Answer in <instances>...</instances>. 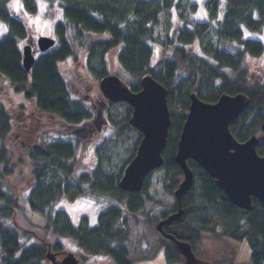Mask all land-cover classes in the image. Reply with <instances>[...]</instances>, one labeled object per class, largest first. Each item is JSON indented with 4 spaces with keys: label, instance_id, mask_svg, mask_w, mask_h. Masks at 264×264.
I'll return each mask as SVG.
<instances>
[{
    "label": "trees",
    "instance_id": "16d2710c",
    "mask_svg": "<svg viewBox=\"0 0 264 264\" xmlns=\"http://www.w3.org/2000/svg\"><path fill=\"white\" fill-rule=\"evenodd\" d=\"M9 2L0 0V24L6 29L0 34V76L17 94H23L39 121L44 117L57 118V124L77 126L93 118L91 105L72 95L60 71V63L73 55L78 45L86 48V66L97 67L95 74L99 80L108 74L104 67L106 55L113 49L118 50L117 59L133 91L140 89L141 77L151 74L168 90L172 123L163 152L164 164L148 175L141 193L119 187L125 166L119 172L106 171L99 163L91 173L76 175V145L71 141L23 146L31 160L32 183L26 201L30 210L44 220L42 233L34 231L39 241L27 245L14 222L20 196L9 182L14 162L7 140L14 123L7 107L0 102V264H52L47 259L49 245L53 251L60 252V238L64 236L73 238L92 254L118 256L127 252L129 219L151 226L157 221L153 213L144 217L141 214L146 202L152 200L151 177L164 171L165 193L173 197L182 180L183 172L175 156L186 114L176 113L175 108L181 105L187 109L192 93L212 103L223 94H246L250 104L230 126L231 132L239 141L261 133L264 72L259 78L252 77L248 62L250 58L264 55V37H257L264 35V0H203L206 20L191 17L174 28L171 26L174 13H180L184 3L187 11L195 12L197 4L184 0H60L62 16L54 25L58 43L36 53L31 71L23 66L20 42L29 35L27 17L38 12V3L37 0H20L24 15H16ZM161 18L170 25L167 36L170 46L167 47L171 54L153 64L157 42L155 28ZM92 33L107 34L109 38L91 39ZM193 46L198 50L193 51ZM98 66L101 67L98 69ZM123 105L127 114L123 121L126 122L132 108ZM18 121H21L19 126L28 122L26 117ZM257 151L264 155V143L258 145ZM189 165L194 172L193 186L172 208L182 207L184 215L168 224L167 232L189 241L192 246L204 233L218 239L247 240L252 251L249 264H264L262 203L254 198L251 210L238 208L203 168L192 160ZM88 195L112 202L100 213L95 226H90L85 217L75 224L65 210L57 207L64 198ZM173 247L169 257L179 259Z\"/></svg>",
    "mask_w": 264,
    "mask_h": 264
},
{
    "label": "rangeland",
    "instance_id": "374dc122",
    "mask_svg": "<svg viewBox=\"0 0 264 264\" xmlns=\"http://www.w3.org/2000/svg\"><path fill=\"white\" fill-rule=\"evenodd\" d=\"M185 1L197 4L196 11H187L184 3V8L182 7L180 13L175 12L173 15L172 28L182 26L186 20H191V17L200 20L207 19L203 8V0ZM37 3L38 12L27 19L29 35L25 40L20 42L21 47L26 43V40L32 43L36 42L40 35L54 36L56 38L54 25L62 16L60 0H37ZM9 4L13 11H17L18 13L21 11L20 0H10ZM41 5H44L43 9ZM169 27L170 25L166 22V19L164 22V18H161L160 24L155 28L157 42L155 43L156 53L153 64H157L163 57H169L171 54L170 48L163 43L165 36H168V32L170 33ZM4 29L5 25L1 23L0 34ZM251 36H257V34H251ZM257 37L263 38L264 35H258ZM107 38H109L107 34H91V39L100 40ZM196 47L193 46L191 49L196 51L198 50ZM117 53V49H113L107 53V63L104 67L109 74H117L122 78H127L123 74L117 59ZM87 54L86 48L75 45L74 54L60 63V71L68 81L72 95L85 100L90 105L89 101L94 100L96 102L94 111H96L100 107L97 100L102 101L103 99L99 89L100 80L97 79L95 74L97 67L91 69L86 66ZM248 64L251 76L259 78V75L264 72V55L260 58H250ZM100 67L98 66V69ZM0 102L7 107L14 123L13 131L7 140V147L13 153L14 162V165H12L13 173L9 176V182L11 187L13 186V190L19 193L20 196V208L15 214L14 222L21 233L22 241L24 244L29 245L39 241L34 231H37L39 234L42 233L41 228L44 226V220L41 216L30 210L26 201L28 189L32 183L31 160L23 146L33 145L38 142L71 141L76 145L74 157L76 175L91 173L92 169L99 163L106 171L119 172L134 157L136 148L140 143V135L132 128L129 121H123L127 114L125 115V107L121 103H116L112 106L110 105L109 108H105L103 118L109 120V124L107 125L102 122L100 127L93 124L92 141L84 145L77 135L71 134L72 127L66 129L62 123L57 124V118L48 119L44 117L39 121L37 119L38 116L34 115L32 107L29 106V101L23 98V94H17L1 76ZM25 117L28 122L19 126L21 121L18 120H24ZM95 118L97 120V117ZM44 132L47 133L44 134ZM165 185H167V180L165 179L164 171H158L151 177L149 194L153 200L146 202L142 215L153 213L154 216L162 210H169L174 205L176 200L173 196L165 193ZM59 203L57 207L65 210L73 223L79 224L85 217L89 219L90 226L97 225L100 212L112 205L111 201L106 200L103 202L92 195L75 199L64 198ZM93 214L95 215V223L92 222ZM128 228L130 230L128 244V250H130L129 259L135 261L139 257L149 258L154 256L158 251V244L161 243V237L155 228L150 224H136L131 219L128 221ZM60 241L62 249L73 252L80 259V264H112L109 256L92 254L81 248L69 236L60 238ZM196 248L195 252L200 259L214 264H249L252 253L247 240L234 241L228 237L218 239L212 237L209 233L203 235L202 240L199 245H196ZM62 253L57 256L58 262L64 256ZM153 260L162 264L160 255L155 256ZM178 261L182 263V260L178 259L176 264H180ZM143 264L148 263L143 262Z\"/></svg>",
    "mask_w": 264,
    "mask_h": 264
},
{
    "label": "water",
    "instance_id": "95a60500",
    "mask_svg": "<svg viewBox=\"0 0 264 264\" xmlns=\"http://www.w3.org/2000/svg\"><path fill=\"white\" fill-rule=\"evenodd\" d=\"M56 40L50 36H40L38 45L41 51L53 47ZM35 63V54L31 44L23 47V66L30 71ZM103 96L112 102H127L132 108L130 124L137 128L142 139L135 156L126 166L119 187L130 192H140L146 177L164 164L163 152L167 146L171 113L168 106V90L152 75L141 79V90L133 92L116 74L104 76L99 83ZM191 101L186 120L178 142L175 161L183 172V179L174 195L179 197L189 191L194 183V172L189 161H195L224 191L229 201L240 209L251 210L253 198L264 206V155H260L257 146L264 143V121L262 137L251 136L239 141L231 132L230 125L248 108L250 98L243 93L223 94L218 101L206 102L195 93ZM82 129L73 130L79 135ZM184 211L182 207L161 220L156 228L164 232V225L178 220ZM173 240L177 252L185 259V264H212L199 259L192 245L174 235H166ZM60 252H47V259L58 262ZM60 264H79L72 252L66 251Z\"/></svg>",
    "mask_w": 264,
    "mask_h": 264
},
{
    "label": "flooded vegetation",
    "instance_id": "af4514ba",
    "mask_svg": "<svg viewBox=\"0 0 264 264\" xmlns=\"http://www.w3.org/2000/svg\"><path fill=\"white\" fill-rule=\"evenodd\" d=\"M32 47H33V49L34 50H39V46H38V40L36 41V42H33L32 43ZM139 90H141V87H140V89ZM139 90H137V91H139ZM137 91H135V92H137ZM90 103H91V107H92V109L93 110H95V107H96V102L94 101V100H91V101H89ZM97 102H98V105H100V107H99V109L98 110H96V111H93L94 112V118H92L88 123H85L83 126L82 125H77V126H67V125H64L65 127H66V129H70L71 127H72V130H75V129H82V131L79 133V135H77L78 136V138H80L81 140H82V142H83V144L84 145H86V144H88L90 141H92V138H91V135H92V125L93 124H95V125H97V127L99 126H101V123L102 122H104L105 124H109V120H107V119H104L103 118V115H104V111L106 110L105 108H108L109 107V105H110V103H112V102H108V101H99V100H97ZM95 117H97V120H96V118ZM103 118V119H102ZM183 128V127H182ZM181 132H182V130H181ZM71 134H73L74 135V133H73V131H72V133ZM139 135H140V140L142 139V135L139 133ZM181 135V134H180ZM75 136V135H74ZM177 150H178V146H177ZM176 154H177V152H176ZM163 166V165H162ZM161 166V167H162ZM94 169V168H93ZM144 189V186H143V188H142V190ZM149 191H150V189H149ZM130 192V191H129ZM131 193H141V191L140 192H131ZM81 197H87V196H81ZM78 198V197H77ZM175 198V200L177 201V199H176V197H174ZM152 200H153V198H152ZM152 200H148V201H152ZM176 201H175V203H176ZM174 203V205H176ZM173 205V206H174ZM145 206H146V204H145ZM145 206H144V208H145ZM173 206H171L170 208H169V210H162L161 212H159V214H155L154 215V217H156L157 218V221L155 222V224L153 225V227L155 228V230H156V232L160 235V237H161V243L160 244H158V246H157V252L154 254V256H152V257H149V258H145V257H143V258H141V257H139L137 260H133V259H129V257H130V250H127V252H125L124 254H121V255H118V256H114V255H107V256H109L110 258H111V260H112V264H143V262H145V263H148V264H159V263H157V262H155V260H153L154 259V257L155 256H157V255H160L161 256V253H163V258H162V264H176L177 263V260L178 259H172L171 257H169V251H170V248H172L173 246V249L175 250V252L178 254V252L176 251V247H175V243H174V241L173 240H171V239H169L166 235H168V234H172V233H168L167 231V228H166V226L167 225H164V227H163V230H164V232L165 233H163V232H161V231H159V230H157V228H156V226H157V224L161 221V220H163V219H165L166 217H168V215H170V214H172V213H174V212H176L177 210H178V206L176 207V209H172L173 208ZM144 208L141 210V214H142V211H144ZM173 210V211H172ZM102 212V211H101ZM100 212V213H101ZM164 215H163V214ZM144 214H146V213H144ZM152 213H149V214H146V215H151ZM163 216H162V215ZM100 215V214H99ZM183 215H184V213H183ZM145 215H142V217H144ZM182 217V216H181ZM180 217V218H181ZM179 218V219H180ZM178 219V220H179ZM141 225H146V224H144V223H142ZM205 234V233H204ZM173 235V234H172ZM178 239V238H177ZM180 240H183V239H180ZM202 240V238L200 239V241ZM183 241H187V240H183ZM200 241L198 242V243H196L195 245H193L192 247H193V249H197L196 248V245H199V243H200ZM187 242H189V241H187ZM192 245V244H191ZM170 246H172V247H170ZM145 247H147V246H145ZM194 250V251H195ZM61 252H66V250H63V249H61ZM60 252V253H61ZM62 253V254H63ZM104 255H106V254H104ZM179 255V254H178ZM180 260H182V263L180 262V261H178L180 264H185V261H184V258L181 256V255H179V257H178ZM79 259V258H78ZM79 261H80V259H79Z\"/></svg>",
    "mask_w": 264,
    "mask_h": 264
},
{
    "label": "snow or ice",
    "instance_id": "6c2138e0",
    "mask_svg": "<svg viewBox=\"0 0 264 264\" xmlns=\"http://www.w3.org/2000/svg\"><path fill=\"white\" fill-rule=\"evenodd\" d=\"M44 5H41V8L43 9ZM6 31V29H4ZM89 155H91V153H89ZM93 223L96 222L95 220V215L93 214V220H92ZM163 258V253H161V259Z\"/></svg>",
    "mask_w": 264,
    "mask_h": 264
}]
</instances>
